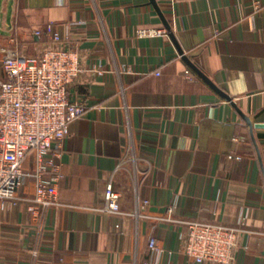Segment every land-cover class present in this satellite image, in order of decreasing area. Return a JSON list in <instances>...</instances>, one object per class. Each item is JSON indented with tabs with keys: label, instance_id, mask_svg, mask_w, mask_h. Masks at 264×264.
<instances>
[{
	"label": "crops",
	"instance_id": "crops-1",
	"mask_svg": "<svg viewBox=\"0 0 264 264\" xmlns=\"http://www.w3.org/2000/svg\"><path fill=\"white\" fill-rule=\"evenodd\" d=\"M153 2L0 0V60L39 56L51 26L86 106L54 157L62 206L36 220L29 179L0 200V264H207L183 253L190 221L239 228L235 264H264V0Z\"/></svg>",
	"mask_w": 264,
	"mask_h": 264
},
{
	"label": "built area",
	"instance_id": "built-area-1",
	"mask_svg": "<svg viewBox=\"0 0 264 264\" xmlns=\"http://www.w3.org/2000/svg\"><path fill=\"white\" fill-rule=\"evenodd\" d=\"M47 33L53 44L39 56L7 55L0 60L4 74L0 82V200L18 199L25 180H31L34 192L29 209L36 220L49 208L62 206L59 185L64 175L54 157L69 134V124L86 110L84 104L67 97L69 86L82 72L77 53L58 47L62 38L51 26ZM33 34L39 37L42 32ZM186 76L191 78L189 70ZM31 153L33 168L25 170L23 161ZM102 211L120 212V197L112 183L106 186ZM240 235L237 227L190 221L183 253L197 263L235 264ZM148 247L158 251L153 238Z\"/></svg>",
	"mask_w": 264,
	"mask_h": 264
},
{
	"label": "water",
	"instance_id": "water-1",
	"mask_svg": "<svg viewBox=\"0 0 264 264\" xmlns=\"http://www.w3.org/2000/svg\"><path fill=\"white\" fill-rule=\"evenodd\" d=\"M153 4H154V2H153V0H150ZM168 28V27H167ZM170 37L173 39V41H174V43H175V45H176V47H177V49H178V51L181 53V49L179 48V46L177 45V43H176V41H175V39H174V37L172 36V35H170ZM184 60L186 61V63L189 65V67L191 68V69H193L201 78H203L205 81H207L212 87H214L207 79H206V77L189 61V59H187V57H184Z\"/></svg>",
	"mask_w": 264,
	"mask_h": 264
},
{
	"label": "rangeland",
	"instance_id": "rangeland-1",
	"mask_svg": "<svg viewBox=\"0 0 264 264\" xmlns=\"http://www.w3.org/2000/svg\"><path fill=\"white\" fill-rule=\"evenodd\" d=\"M0 79H2V74L0 75ZM2 80H0V82H1Z\"/></svg>",
	"mask_w": 264,
	"mask_h": 264
}]
</instances>
